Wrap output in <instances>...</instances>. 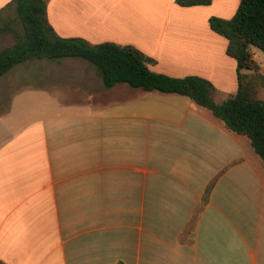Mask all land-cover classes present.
<instances>
[{
  "label": "crops",
  "instance_id": "obj_1",
  "mask_svg": "<svg viewBox=\"0 0 264 264\" xmlns=\"http://www.w3.org/2000/svg\"><path fill=\"white\" fill-rule=\"evenodd\" d=\"M44 1L59 37L132 45L151 70L202 77L222 99L238 90L228 40L209 20L231 19L240 0ZM4 9L15 19L13 0H0ZM16 42L1 34L0 52ZM66 64L79 69L73 79L48 72ZM0 93V262L264 264V161L210 110L107 88L79 58L19 64Z\"/></svg>",
  "mask_w": 264,
  "mask_h": 264
},
{
  "label": "trees",
  "instance_id": "obj_2",
  "mask_svg": "<svg viewBox=\"0 0 264 264\" xmlns=\"http://www.w3.org/2000/svg\"><path fill=\"white\" fill-rule=\"evenodd\" d=\"M175 2L181 7H193L210 5L213 0ZM13 5L15 19L3 15L7 9L0 11V35L12 32L17 39L14 46L0 52V77L28 61L83 59L96 67L107 88L125 83L144 91L191 98L210 110L230 131L248 137L264 161V100L256 97L264 76L251 52L252 46L264 51V0H240L231 19L209 20L211 29L228 40L227 55L237 62L238 90L222 103L213 99L214 86L210 81L193 75L178 78L157 73L149 67L151 59L132 45H92L83 39L57 36L46 17L44 0H13ZM14 22L19 23L20 30L13 26ZM244 70L253 73L245 74Z\"/></svg>",
  "mask_w": 264,
  "mask_h": 264
},
{
  "label": "rangeland",
  "instance_id": "obj_3",
  "mask_svg": "<svg viewBox=\"0 0 264 264\" xmlns=\"http://www.w3.org/2000/svg\"><path fill=\"white\" fill-rule=\"evenodd\" d=\"M251 52L254 54V56H255L258 64L263 68V71H264V51L260 50L257 47L252 46L251 47ZM78 70H79L78 67H76L75 65H73V64H66L63 67H51L48 72L51 73V74H53V76H54L55 79H61V80H67V79H69L70 80V79H73V78H71V77H73V75H75L77 72H79ZM215 88L216 87H214V90L212 91L214 100L216 102H222L223 100H226L227 98L222 99L221 97H219L216 94V92H214L215 91ZM260 93L262 94V90L260 91ZM261 98L264 99V96H262ZM187 99L188 100H191L190 98H187ZM2 104H3L2 103V98L0 97V106ZM16 115H19V113H16Z\"/></svg>",
  "mask_w": 264,
  "mask_h": 264
}]
</instances>
